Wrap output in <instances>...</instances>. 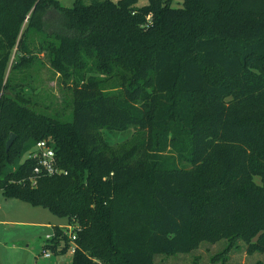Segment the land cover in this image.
I'll return each mask as SVG.
<instances>
[{
	"label": "trees",
	"instance_id": "trees-1",
	"mask_svg": "<svg viewBox=\"0 0 264 264\" xmlns=\"http://www.w3.org/2000/svg\"><path fill=\"white\" fill-rule=\"evenodd\" d=\"M137 2L0 0V190L77 225L43 246L74 243L72 264H155L224 239L264 253V0ZM40 55L68 114L38 99ZM40 140L67 173L19 164Z\"/></svg>",
	"mask_w": 264,
	"mask_h": 264
},
{
	"label": "rangeland",
	"instance_id": "rangeland-1",
	"mask_svg": "<svg viewBox=\"0 0 264 264\" xmlns=\"http://www.w3.org/2000/svg\"><path fill=\"white\" fill-rule=\"evenodd\" d=\"M117 1V0H114ZM66 7H72L75 0H60ZM183 0H175V4H182ZM148 3V0H138L137 5L142 6ZM40 59L44 60L43 65L31 70L34 81L33 86L38 93V99L50 108L59 110L61 113H69L70 108L66 107L71 101V92L60 82L59 75L55 74L45 63L43 55ZM65 109V110H63ZM133 129L126 132L115 133L112 135V143L119 142L123 138L131 137ZM34 148V144L32 145ZM28 156L24 153L19 164ZM18 165V164H17ZM260 182V178L256 177ZM31 212V213H30ZM0 214L1 219L7 221H37L45 225L20 224L12 225L0 222V264H72L71 250L65 254L55 253L48 250L50 258H46L43 252V246L47 241L48 235H53V227L61 225L63 229L69 225L66 217H60L43 207H34L29 203L18 199H10L3 195L0 190ZM32 215L33 218H23V215ZM29 219V220H28ZM227 239L216 243L202 242L201 245L189 253H177L173 255L157 254L155 255V264H210L212 258L216 259L215 264H255L257 261L264 263V253L255 252L247 254L245 244L236 240L233 245H229ZM227 253H223V252Z\"/></svg>",
	"mask_w": 264,
	"mask_h": 264
},
{
	"label": "built area",
	"instance_id": "built-area-1",
	"mask_svg": "<svg viewBox=\"0 0 264 264\" xmlns=\"http://www.w3.org/2000/svg\"><path fill=\"white\" fill-rule=\"evenodd\" d=\"M28 158H33L38 160V166L35 168V173L40 174L41 172H46L49 175L57 174V173H67L64 169H62L58 165V160L56 156V151L53 146V142L50 140H40L37 141L34 145V148H32L28 152ZM67 232L72 240L75 239V230L77 225H68ZM53 235H48L47 240L51 239ZM71 252L73 253L75 251V244L73 243L71 246ZM44 256L46 258H50L51 254L48 252V250L43 251Z\"/></svg>",
	"mask_w": 264,
	"mask_h": 264
},
{
	"label": "crops",
	"instance_id": "crops-1",
	"mask_svg": "<svg viewBox=\"0 0 264 264\" xmlns=\"http://www.w3.org/2000/svg\"><path fill=\"white\" fill-rule=\"evenodd\" d=\"M31 213V212H30ZM2 215L0 214V222L1 223H5V224H12V225H20V224H34V225H45V226H49V224H42L39 223L37 221H26L25 219H18V221H7L6 219L3 220L1 219ZM23 218H33L32 215L28 214V215H23L21 216ZM29 220V219H28ZM57 226H61V225H57ZM62 227V226H61ZM67 227V226H66ZM71 254L73 255V253L71 252Z\"/></svg>",
	"mask_w": 264,
	"mask_h": 264
},
{
	"label": "water",
	"instance_id": "water-1",
	"mask_svg": "<svg viewBox=\"0 0 264 264\" xmlns=\"http://www.w3.org/2000/svg\"><path fill=\"white\" fill-rule=\"evenodd\" d=\"M15 138H16V135L15 134H11V136L7 140V143H6V150L7 151L9 150V148L11 147V145L13 144Z\"/></svg>",
	"mask_w": 264,
	"mask_h": 264
}]
</instances>
